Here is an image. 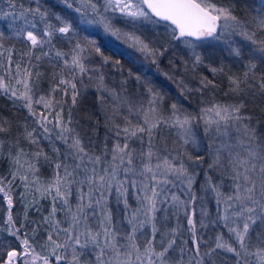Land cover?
Here are the masks:
<instances>
[{"label":"snow or ice","instance_id":"6c2138e0","mask_svg":"<svg viewBox=\"0 0 264 264\" xmlns=\"http://www.w3.org/2000/svg\"><path fill=\"white\" fill-rule=\"evenodd\" d=\"M5 2L0 21H7L8 34L0 31V69L9 82L0 76V92L13 103L23 102L20 106L41 130L37 136L35 129L25 127V138L31 143H38L41 137L48 139L57 159L52 161V179L41 183L38 169L23 149L10 155L12 179L0 178V194L8 208L0 231L19 244L18 249L6 252L0 264H217L218 260L223 264L221 253L230 254L232 264H264V133L258 131L264 121L253 123L254 117L244 111L250 89L264 96V71L257 72V61L264 64V10L241 17L234 6L213 0H62L78 14L80 24L102 26L105 33L123 40L158 70L160 57L182 47L191 61L190 65L188 60L182 61L186 71L208 67L214 76L226 77L229 88L225 95L234 99L212 100L193 114L177 103L165 109L163 94L131 72L128 76L144 88L143 94L135 98L122 95L127 92V79L120 82L121 92L110 88L102 65L111 63L122 71L120 61L104 56L87 37L84 43L76 39L68 52L58 49L56 37L72 42L76 27L51 13L41 0H33L35 7H25L19 0ZM109 12H118L134 29L160 27V42L138 35L136 30L117 28L106 15ZM6 38L19 39L28 48L23 54L28 57L27 66L21 67L22 61H17L14 74V48L5 47ZM206 42L223 45L228 56L243 63L242 71L237 74L222 65H206L199 51ZM37 48L41 50L38 54ZM90 49L101 56V66L87 63ZM44 58L52 63L56 84L48 96H34L43 73L34 74L37 65L33 60ZM168 63L176 68L173 60ZM164 75L177 82L175 76ZM85 77L95 83L101 105L111 108L110 113L106 111L105 124L111 135L106 134L100 144L91 136L85 140L72 126L71 110L65 119L63 108L54 107L69 92L75 107L81 94L78 82L83 86ZM199 84L191 88L183 79L177 82L185 99L189 93L203 95L206 89L218 87L207 76H200ZM57 91L62 93L61 101L55 100ZM105 93L114 105H108ZM34 104L44 110L38 112ZM118 116L122 123L116 122ZM201 127L203 139L198 137ZM172 130L175 140L169 148L165 133L172 134ZM6 131L0 126V132ZM57 140L64 145L63 152L55 146ZM193 151L206 153L207 160ZM33 155L48 159L42 152ZM195 168L204 172L199 190L200 173ZM17 178L25 189L20 196L24 221L29 208L40 212V200L50 201L48 215L32 222L31 237L27 230L22 231L25 223L17 227L12 216L11 184ZM207 201L215 204L214 216ZM210 226L222 230L204 241L198 231ZM40 231L44 233L42 243L36 239ZM202 243L208 246L202 249Z\"/></svg>","mask_w":264,"mask_h":264},{"label":"trees","instance_id":"16d2710c","mask_svg":"<svg viewBox=\"0 0 264 264\" xmlns=\"http://www.w3.org/2000/svg\"><path fill=\"white\" fill-rule=\"evenodd\" d=\"M19 2L23 3L25 7L32 6L35 7V3L33 0H19ZM214 3L218 5H232L234 6L235 14L241 17H244L247 13L249 17L251 15H255L256 12L264 10V6H261L260 0H213ZM41 3L47 8L51 13H55L57 15L63 16L74 24L76 27V36L73 39H79L81 43H84V37H87L88 40H94L96 46H98L104 56L109 57L111 60H119L120 67L122 71H117V68L114 67L111 63L106 64L108 68L113 67L117 72H123V77L129 80V72L140 75L143 78H148L154 89L162 93L168 99L173 98V102L175 100H179L183 102L184 107L187 111L192 112L193 114H197L196 107L193 103L188 99H185L184 95L181 94L180 88L177 85V82L168 79L164 73H169V75H173L174 70L169 66L168 59L174 55V49H170L168 53H166L163 57L159 58V70L156 64H152L149 60L145 59L141 55V61L146 62V65L149 69L146 72H143L141 67L143 65H137L131 62L127 57L123 54L115 51H111L103 42L102 38L97 34H91L85 29L77 27V23H79L78 14L74 13L71 9H67L65 5L62 3V0H41ZM0 8H7V4L5 0H0ZM42 27V26H41ZM143 28L142 35L151 39L155 43H159L158 39H160L161 33H153L152 30ZM123 29V28H122ZM0 31H5L6 35L8 34L7 29V21H0ZM39 31V29H37ZM148 34V35H146ZM67 38L64 37H56L54 43L58 49H61L67 52L70 46L66 42ZM4 45L6 48L12 47L14 48L13 59V74L15 69V63L17 61H22L21 67L27 66L28 57L23 55L28 51L26 44L15 38H6L4 40ZM41 50L37 48L35 52L38 54ZM206 50H202L201 52H205ZM89 59L87 63L90 67L92 65L102 64V58L98 55L94 50L89 51L88 53ZM34 61V60H33ZM259 64L260 62L257 61ZM37 67L33 69V72L43 73L41 76V80H43V84L39 87L34 88V96L45 95L48 96L51 92V88L56 84V78L53 77L52 72L54 68L52 63L49 62L47 58L42 59L37 62ZM264 66V64H261ZM259 73V72H258ZM0 76L5 77V82H9V77L5 75L3 69H0ZM112 85H117L116 83H112ZM130 84L127 83V93L131 94L132 89L130 88ZM55 100L61 101L62 93L57 91L54 93ZM92 107L91 112L96 115V121H87L82 115L83 111L78 110L77 102L75 107L71 104V92L67 97H63V102L59 104L54 103L55 108H63V117L67 119L69 110H71L72 119H73V127L77 129L81 133L82 136L85 137V140L89 136L92 137L96 144L102 143L106 134L111 135L108 131V128L105 126L106 121L103 115L101 114L102 108L97 106V103L94 97H92ZM247 102V107L244 110L246 114L254 117L253 123H256V119H260L264 121V96H256L254 93L247 95L245 97ZM22 101H15L9 99L7 95L0 92V126H3L8 129L6 132H0V178H3L6 182L11 181V172L14 171V167L10 162V155L15 156L20 149H23V152L26 155V158L29 159L38 169L36 175L39 177L41 183L49 182L54 173V166L52 161L57 159V154L53 151V145L50 143L48 139H44L41 137L38 143H31L28 139L25 138V127L28 130L35 129L36 135L39 136L40 129L37 126L35 119L28 114V110L26 108L21 107ZM39 106L35 105L34 108L39 112ZM79 112V115L75 117L76 112ZM55 113L53 112V116ZM51 118V117H50ZM258 131L264 133V122H261L258 128ZM95 132V134H93ZM166 135V143L169 148L173 146L175 136L174 130H172V134L165 133ZM198 137L203 139V131L202 127L198 131ZM111 143V140H109ZM135 143V142H134ZM55 146L61 148V151L64 150V145L60 143V141H55ZM191 150V149H190ZM37 152H42L47 155L48 159H45L44 155L39 157H35L33 154ZM193 155L204 154L207 160L206 153H198L193 151ZM23 160V158H22ZM25 170L22 169L21 172ZM195 171L199 172L200 175L197 177L196 188L199 190L200 184L204 177V172L201 168H195ZM29 179H31V174H29ZM12 188V196H13V208H12V216L14 221H16V226L20 227L22 222L25 223V228L22 231L27 230L29 236L31 237L32 233V222H39L42 219V216H47L50 208L49 200H40L39 206H41V211L36 212L33 208L28 209V220H23V215L25 212L24 202L21 201L20 196L25 194V189L21 183V181L17 178L11 184ZM39 195L38 193L36 194ZM31 195H27V199H31ZM207 207L210 213L214 216L215 214V204L214 202L207 201ZM7 203L4 200L3 194H0V226L4 227L5 220L7 218ZM183 221V217H181ZM187 235V234H186ZM42 236V235H41ZM41 236H38L36 239L40 243L43 241L40 240ZM19 242L14 238L8 235V233L0 234V260L6 258V252L11 249H18ZM192 246L191 240H189L188 247ZM207 264V262H206Z\"/></svg>","mask_w":264,"mask_h":264},{"label":"rangeland","instance_id":"374dc122","mask_svg":"<svg viewBox=\"0 0 264 264\" xmlns=\"http://www.w3.org/2000/svg\"><path fill=\"white\" fill-rule=\"evenodd\" d=\"M100 3H102V0H99ZM261 6H264V0H260ZM108 17L111 18L112 23L117 27L122 29L123 31H133L136 30L138 35H142L143 28L139 29H134L132 25L126 23V20L124 17H122L118 12L117 13H112L109 12L106 14ZM77 27L85 29L91 34H97L99 37L102 38L103 42H105L106 46L111 50L115 52H119L123 54L125 57H127L131 62L137 64V65H143L144 67L142 69L143 72H146L148 66L146 65V62L141 61V53L136 51L135 49L131 48L128 46V44L124 43L123 40H118L115 36H112L108 33H105L102 26L100 25H84L77 23ZM144 28L150 29L153 31V33H161L162 29L160 27L152 28V26L145 25L143 26ZM148 35V34H146ZM143 36V35H142ZM76 39H73L72 42H70L68 39L66 40L67 44L72 47V43L75 42ZM158 42H160V39H158ZM69 48V50H70ZM68 50V51H69ZM206 50L205 52H201V54L204 57L205 64L206 65H211V66H224L226 71H231L232 73H237L239 74L240 71L243 69V63L237 60H234L232 57L228 56L227 52L224 50V46L217 44L215 42H206L199 51ZM67 51V52H68ZM175 53L173 56H171L169 59L173 60L176 64V68L173 69L170 65V67L174 70L173 75L176 77V80L179 81L180 79H183L184 82L191 88H198L200 87L199 84V77L200 76H207L209 79H212L218 87L216 89H206L204 94L201 95L198 92H192L188 94L189 100L193 103V105L196 107V112L199 113L200 108L212 101H219V102H231L234 97L231 95H225V93L228 91L229 85L227 78L222 76V75H217L214 76L209 70L208 67H197L195 71L191 69V67L188 68L186 71L183 67L182 61L188 60L189 65L191 61L189 60V56L185 54V51L182 47L181 48H176L174 49ZM143 56V55H142ZM144 57V56H143ZM168 59V61H169ZM33 64H37V61H33ZM169 64V63H168ZM258 64L257 72L264 71V66ZM102 64H99L101 66ZM98 65H92V67H99ZM102 71L105 75V83L110 87L116 89L118 92H121V87H120V82L122 80H125L123 77V72H119L117 75L115 72H117L113 67L108 68L106 64L102 65ZM142 79L149 81L148 78H143ZM128 84H130V88L132 89L131 94H128L127 92H121L122 95H128L132 96L133 98L136 97L137 94H143L144 88L133 78H129L127 80ZM112 83H116L117 85H112ZM43 84V80L40 79L39 81V87ZM152 85V84H151ZM153 86V85H152ZM127 87V85H125ZM78 88L81 90L80 96H78V103L77 107L78 110L83 111L82 117L87 120V121H96V115H94L91 112V107H92V97L95 98L97 103V106L102 108L101 114L105 118L106 121V111L111 112V108L105 109L101 103L98 100V96L100 93L97 92L95 83L93 81H89L87 77L84 78V85L81 86L78 82ZM252 93H255V95L261 96L259 92L253 88L248 91L247 95H250ZM162 94V93H161ZM164 96V95H163ZM105 97L107 100L108 105H114V101L112 100L111 97H109L105 93ZM173 102V98L168 99L167 97L164 96V108L167 109L170 104L172 103H177L179 106H182L183 109H186L184 107L183 102L177 101ZM39 111L44 110L42 106H39ZM123 111V109H121ZM190 112V111H188ZM192 113V112H191ZM79 115V112L77 111L75 114V117ZM117 123H122L123 121L120 119V117H117L116 120ZM175 131V130H174ZM5 200V199H4ZM6 202V200H5ZM0 228H3L0 226ZM220 229L219 227H209L204 230H199L198 235L203 238L204 241H210L212 237L215 235V233ZM7 233L6 231H0L1 233ZM42 235V236H41ZM44 237L43 231L39 232V235ZM37 236V237H38ZM36 237V238H37ZM42 240V239H40ZM43 241V240H42ZM207 244L202 243L201 247L202 249L204 247H207ZM39 250V249H38ZM221 257L223 258V264H232L233 258L230 256V254L227 253H221ZM217 264H220V261H217Z\"/></svg>","mask_w":264,"mask_h":264}]
</instances>
